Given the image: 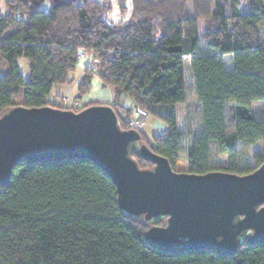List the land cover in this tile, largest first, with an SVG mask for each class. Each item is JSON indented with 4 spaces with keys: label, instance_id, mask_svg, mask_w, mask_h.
<instances>
[{
    "label": "trees",
    "instance_id": "1",
    "mask_svg": "<svg viewBox=\"0 0 264 264\" xmlns=\"http://www.w3.org/2000/svg\"><path fill=\"white\" fill-rule=\"evenodd\" d=\"M126 1L117 0L122 14ZM4 6L0 114L15 106L79 111L108 104L121 129H129L141 108L166 125L151 141L140 130L141 141L175 172L245 175L262 163L264 149L242 163L239 145L264 142V0H130L126 23L108 19L110 0H4ZM83 53L92 62L76 98L96 77L112 88L113 100L79 108L51 103L56 86L75 81ZM18 58L26 59L27 77ZM211 150L225 163L214 164ZM133 158L139 168L152 167ZM149 226L119 208L114 182L88 159L20 161L0 186V264H264V243L241 245L231 256L163 252L144 240Z\"/></svg>",
    "mask_w": 264,
    "mask_h": 264
},
{
    "label": "water",
    "instance_id": "2",
    "mask_svg": "<svg viewBox=\"0 0 264 264\" xmlns=\"http://www.w3.org/2000/svg\"><path fill=\"white\" fill-rule=\"evenodd\" d=\"M135 154L152 167L139 168ZM74 158L92 161L110 177L119 208L150 225L144 240L157 250L231 256L241 245L264 243V158L245 175L180 173L137 129H121L108 104L79 111L15 106L0 114V186L17 162Z\"/></svg>",
    "mask_w": 264,
    "mask_h": 264
},
{
    "label": "rangeland",
    "instance_id": "3",
    "mask_svg": "<svg viewBox=\"0 0 264 264\" xmlns=\"http://www.w3.org/2000/svg\"><path fill=\"white\" fill-rule=\"evenodd\" d=\"M0 5L5 10L3 0H0ZM126 6L128 8L127 12L125 14H122L120 12L117 0H110V12L107 16L108 19L114 23H116V22L126 23L129 19L130 0L126 1ZM239 9L243 12H246V10H247L246 7L242 3L239 5ZM4 10L1 13H4ZM91 62H92L91 57L86 56V55L80 56V66H86V64H91ZM17 64H18L19 70L22 73V75L23 76L27 75L28 74V66H27L26 59L25 58H18ZM80 71L81 70L79 68L76 69L75 75H74L75 78H77L79 76ZM3 72H4V65L0 64V74H2ZM184 74H185L186 87H187V90L189 91V101H192L194 99V96L192 94V89H191L192 77H191V73H190V69H189L188 64L185 65ZM53 92L58 93V94L63 93V95H60V96H58V94H57V96H58L57 99H59L61 96H67L70 99L76 98V97H73L76 94V90L74 89L72 84L56 86V88L53 89ZM50 101H51V103H56V102H53L52 99ZM58 101H60V100H58ZM79 102H80V106H82L84 104L80 100H79ZM104 102H107V101H104ZM56 104H59V103H56ZM147 117L148 116H143L141 119H138V121H140V123L142 124L141 130L143 131V133H145L146 138L148 139V141H151V135L156 133L157 131H155V128H151L149 126L150 123L153 121V119L151 117H149V118H147ZM146 118H147V121H145ZM193 129L196 133H199L201 130L200 112L195 114L194 122H193ZM138 131L140 132V130H138ZM263 149H264V142H262V141L257 142L256 144H253V145L240 144L239 145L240 161L242 163L248 164L251 160L252 152L256 151V150H263ZM211 159H212V162L214 164H221L224 161V159L221 156H219L215 150H211Z\"/></svg>",
    "mask_w": 264,
    "mask_h": 264
},
{
    "label": "crops",
    "instance_id": "4",
    "mask_svg": "<svg viewBox=\"0 0 264 264\" xmlns=\"http://www.w3.org/2000/svg\"><path fill=\"white\" fill-rule=\"evenodd\" d=\"M3 3H4V0H3ZM3 10H4L3 7L0 5V13ZM83 55L91 57V60H92L91 55L84 54V53L81 54V56H83ZM87 65H89V64H86V66ZM84 67L85 66H80V58H79L76 69L79 68L81 71L79 73V76L77 78H75V81L72 83L75 90L77 88L78 81L82 77V74H83L82 70ZM24 77H27V75H24ZM56 94H58V93L52 92L50 95V100L52 99L53 102L60 104V101H58L59 99H57V97L60 95H63V93L58 94V96H56ZM73 97H76V94ZM113 97L114 96H113L112 88L110 86H104L98 78L94 77L91 81V88H90L89 92L87 94L83 95L78 100H80L83 103L90 102V101H98V100L101 102L102 101L103 102L104 101L111 102L113 100ZM147 118H149V117H147ZM147 118L145 119V121H147ZM149 126L151 128H155V131H157L156 133H163L166 130V125L159 120H153ZM222 158L224 159L223 163H225V158L224 157H222Z\"/></svg>",
    "mask_w": 264,
    "mask_h": 264
},
{
    "label": "built area",
    "instance_id": "5",
    "mask_svg": "<svg viewBox=\"0 0 264 264\" xmlns=\"http://www.w3.org/2000/svg\"><path fill=\"white\" fill-rule=\"evenodd\" d=\"M60 104L62 107H71V108H78L80 106V102L78 98H68L67 96H61L59 98ZM143 116H146V113L143 109L141 108H136L133 113V117L131 120L128 121L129 127L134 128L137 130H141L142 124L138 119H141Z\"/></svg>",
    "mask_w": 264,
    "mask_h": 264
},
{
    "label": "flooded vegetation",
    "instance_id": "6",
    "mask_svg": "<svg viewBox=\"0 0 264 264\" xmlns=\"http://www.w3.org/2000/svg\"><path fill=\"white\" fill-rule=\"evenodd\" d=\"M163 225V224H162Z\"/></svg>",
    "mask_w": 264,
    "mask_h": 264
}]
</instances>
